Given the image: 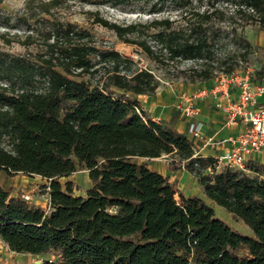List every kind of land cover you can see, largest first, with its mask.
I'll return each mask as SVG.
<instances>
[{"label":"trees","instance_id":"16d2710c","mask_svg":"<svg viewBox=\"0 0 264 264\" xmlns=\"http://www.w3.org/2000/svg\"><path fill=\"white\" fill-rule=\"evenodd\" d=\"M34 1H26L21 18L40 26L24 36L1 34L6 43L17 39L40 48L26 54L0 50V170L47 178L51 210L0 186L2 240L16 252L57 255L40 264H264V164L249 166L255 175L229 167L218 171L215 159L196 155L187 134L148 117L127 96L156 92L159 82L149 69L133 68L132 57L98 45L89 29L60 20L55 9L71 0ZM79 1L114 7L136 0ZM138 1L149 3L147 13L166 8L177 15L121 24L96 10L93 20L158 63H200L197 80L213 78L222 66L226 73L239 67L237 55L217 54L225 37L215 24L227 12L242 16V25L264 29V0ZM231 27L227 35L242 43L245 59L253 44ZM263 78L260 68L255 79ZM163 155H172L170 168L192 173L204 195L241 219L252 235L148 167L146 159ZM78 165L92 181L86 195H75L71 181L65 188L60 181ZM240 245L247 254L236 252Z\"/></svg>","mask_w":264,"mask_h":264},{"label":"rangeland","instance_id":"374dc122","mask_svg":"<svg viewBox=\"0 0 264 264\" xmlns=\"http://www.w3.org/2000/svg\"><path fill=\"white\" fill-rule=\"evenodd\" d=\"M27 0H3L0 2V50L7 51L13 54H26L29 51L37 52L40 48L39 45L32 44L26 46L19 40L15 39L11 43H6L1 36L2 33L9 31V36H13V33H19L23 35L28 33L32 27L40 26V23L35 22L34 19L25 21L21 18V15L25 12V5ZM38 0L34 1V5H37ZM149 3L144 1H134L132 4L125 6H112L110 4L97 5L93 3L80 2L79 0H71L66 6L55 9L56 15L60 20L71 21L78 24L81 27L89 29L97 38L98 45L102 47H111L120 51L124 55L132 57L135 61L133 68H144L149 69L158 80L159 85L157 89L162 85L176 83L177 85L191 86L198 81V72L196 68H202L203 65L193 61L191 59L179 60L175 63L169 62L168 64H161L152 59L140 46L133 43L123 41L118 37L113 29L107 28L98 22H94L93 11H99L100 14L111 21L117 23H129L131 21H145L151 19L154 16L172 15L176 17L177 11L164 8L161 12L147 13ZM242 16H233L231 12H227L224 20L215 24V27H222L223 35L225 39L217 47V54L224 55L225 53H232L237 55L239 67L238 70L250 69L253 78L256 76V72L260 69H264V47L258 44V38L262 32L260 26L257 23L249 22L242 25ZM181 22V19L177 21V24ZM219 24V25H218ZM231 26L237 27V33L239 37L248 39L252 44L253 48L250 53L245 56V59H241L240 53L243 52L241 47L242 43L238 44L234 40V37L230 34L227 35L228 31L232 28ZM155 30L152 28L151 32ZM24 36V35H23ZM23 39V37L21 38ZM141 60V61H140ZM235 62H237L235 60ZM227 66V65H226ZM223 66L214 70V78L218 77L222 72ZM89 79V76L85 77ZM156 89V90H157ZM116 94L121 93L120 90L116 89ZM128 97H132L128 93ZM140 162L142 158L138 159ZM253 175V174H252ZM60 181L65 188V183L71 181L73 184V191L75 195H86L87 189L91 187V181L89 180L88 172L85 166L78 165L77 171L71 173L68 176H62ZM40 187L38 191L31 195L30 203H34L46 211L51 210V200L45 195L49 192L46 187L50 184L47 178H41ZM38 185V184H37ZM203 192V187H202ZM24 192L20 193L23 198ZM201 195V193H200ZM204 199L209 205H211L216 213V216L224 219L236 230L242 232L245 235H252L251 229L244 224V222L237 218L232 213H229L224 207L214 203L208 199L204 193L202 194ZM176 198L179 200V193L176 194ZM236 252L240 255L247 254V246L240 245ZM45 260H57L55 253H47L42 255H34L30 253L16 252L0 240V264H37L38 261L43 262Z\"/></svg>","mask_w":264,"mask_h":264},{"label":"crops","instance_id":"0c3cea01","mask_svg":"<svg viewBox=\"0 0 264 264\" xmlns=\"http://www.w3.org/2000/svg\"><path fill=\"white\" fill-rule=\"evenodd\" d=\"M258 44L264 47V30L258 38ZM218 78L201 80L191 86L177 85L176 83L164 84L153 94H135L131 95V98L138 100L139 106L148 117L187 134L193 143L196 155L217 159L233 148L234 143L231 139L246 126L243 121L231 120L228 114V104L235 100L238 90L232 89L230 97H226L222 91H216L214 88ZM127 95L129 94L127 93ZM192 95L196 96L197 112L192 116H187L182 108ZM257 100L258 103L263 102L264 94L258 95ZM197 121H202L203 126L199 135L194 136L189 132V127ZM171 159H173L172 155H163L146 160H148L149 168H153L167 177L175 185V188L186 197L197 195L204 198L202 185L198 179L185 168L171 169ZM143 160L145 159L143 158ZM254 163L264 164V151L251 156L249 166ZM216 169L222 170V164L218 165ZM245 172L255 175V172L249 167ZM41 178L43 176L39 174L29 175L20 172L9 175L5 170H0V186L10 191V195L13 196H18L22 192L29 193L37 184L40 186ZM89 180L91 181L90 178ZM45 195L50 199L49 192H46Z\"/></svg>","mask_w":264,"mask_h":264},{"label":"built area","instance_id":"2783aa9c","mask_svg":"<svg viewBox=\"0 0 264 264\" xmlns=\"http://www.w3.org/2000/svg\"><path fill=\"white\" fill-rule=\"evenodd\" d=\"M218 77L214 87L216 91H222L226 97H230L232 89L238 90L235 100L228 104V114L231 120L243 121L246 126L231 139L234 143L233 148L215 159L213 165L216 168L222 164V168L229 167L245 171L249 167L251 156L264 151V101L258 103L257 100L258 95L264 94V78L260 80L253 78L250 69L236 70L231 73L222 72ZM195 98L194 95L188 98L187 104L182 108L187 116L197 112ZM202 126V121L193 122L189 132L197 136ZM39 187L37 185L29 193H24L23 198L26 201L31 200V195L38 191ZM47 189L50 187L47 186Z\"/></svg>","mask_w":264,"mask_h":264},{"label":"water","instance_id":"95a60500","mask_svg":"<svg viewBox=\"0 0 264 264\" xmlns=\"http://www.w3.org/2000/svg\"><path fill=\"white\" fill-rule=\"evenodd\" d=\"M140 61H141V60H140ZM40 263H41L40 261L37 262V264H40Z\"/></svg>","mask_w":264,"mask_h":264}]
</instances>
